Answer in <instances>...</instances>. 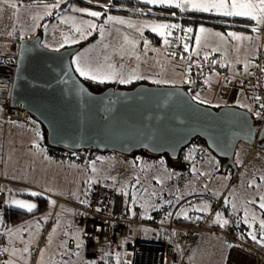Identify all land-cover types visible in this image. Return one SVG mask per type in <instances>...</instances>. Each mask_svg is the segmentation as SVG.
Instances as JSON below:
<instances>
[{"label":"rangeland","instance_id":"1","mask_svg":"<svg viewBox=\"0 0 264 264\" xmlns=\"http://www.w3.org/2000/svg\"><path fill=\"white\" fill-rule=\"evenodd\" d=\"M17 1L21 2V0ZM53 4L55 3H49V5ZM77 5L100 12L92 7ZM72 6L63 11L59 17L77 8ZM98 17H96L95 29L98 26ZM70 27H74L73 30ZM201 28L205 31L201 32ZM239 29L232 26L223 29L227 31H220L204 25L197 30L193 29L196 30L195 48L203 51L204 54H210L222 46L220 51L225 64H228L227 61L241 59L243 53L254 54L257 48L262 46L264 33ZM0 33L2 34H0V59L9 63L18 53L20 45L17 43L18 37L23 38L26 34L19 27L15 31L1 29ZM55 33L58 37L57 41L64 42L75 37L79 29H76L70 19L63 18L58 21V30ZM232 33L235 35H230ZM171 44L170 47L174 46L173 43ZM171 52L175 55L169 54L173 66L152 76V81L156 84L184 82L187 73L184 74L177 69L183 60L185 62L187 60L177 57L172 49ZM161 55L159 52V56ZM195 56L191 53V58ZM164 68H167V64ZM10 95L11 87L9 89L0 86V106ZM198 98L214 106L235 102L253 110L251 101L243 95L235 99L204 95H199ZM37 123L33 125L31 121L28 124L24 121L11 122L3 137L4 155L2 157L1 154L0 162L2 174L6 179L3 185L5 203L9 207L26 211L29 210L14 205L12 201H24L36 205L29 211L33 214L28 219L15 226L6 227L10 242L9 264H32L35 261L33 241L40 239L47 230L48 245L41 252L37 264H66L70 260L71 264H89L84 254L83 228L73 225V208L70 202L84 196L89 184L97 179L110 180L124 194L131 218L143 220L153 217V212L158 208L164 206L169 208L167 220L159 223L168 225V237L175 242L177 260L173 264H236L248 253L259 256L255 258V262L256 260L264 262V225L261 223L264 221V208L260 207L261 203H264V145L239 143L235 156L236 162L240 164L238 172L234 169L222 170L219 158L213 155L199 164L187 165L184 168L168 164L167 159L162 156L148 158L139 154L138 159H127L114 151L87 154L82 161H61L52 157L40 142L41 125ZM38 196L49 199L48 206L42 211L38 210L40 207L36 198ZM60 198L64 201L60 202ZM178 219L183 221H177ZM225 220L226 224L223 223ZM166 224L163 225V229L161 226H154L161 229V237ZM183 226L195 228L192 239L185 243L178 235L179 228L183 229ZM133 229L134 224L131 225V233ZM152 230L156 229L152 228ZM63 233L73 235L77 240L75 255L60 254L64 251H60L57 241ZM252 235L256 236V240L252 239ZM81 256L84 260L79 262ZM163 256V252L158 247L146 246L137 261L155 263L162 261ZM112 259L115 260V264H131L126 256L118 255L105 259V263L112 264Z\"/></svg>","mask_w":264,"mask_h":264},{"label":"water","instance_id":"2","mask_svg":"<svg viewBox=\"0 0 264 264\" xmlns=\"http://www.w3.org/2000/svg\"><path fill=\"white\" fill-rule=\"evenodd\" d=\"M81 48L80 43L50 48L37 33L21 39L11 67H0L13 79L11 104L45 126L50 145L126 155L166 154L176 163L181 149L200 136L224 159L223 169L231 165L235 172L240 142L264 145V123L260 125L251 109L202 103L184 84L144 81L91 89L73 64Z\"/></svg>","mask_w":264,"mask_h":264},{"label":"crops","instance_id":"3","mask_svg":"<svg viewBox=\"0 0 264 264\" xmlns=\"http://www.w3.org/2000/svg\"><path fill=\"white\" fill-rule=\"evenodd\" d=\"M144 1L148 2V0ZM195 2L202 3L206 2V0H195ZM177 3L183 5L184 0H155V2L150 4H166L176 6ZM0 4H2L0 6V30L4 29L6 31H15L19 27L26 34L23 36V38L26 36H35L38 33L41 21L46 16V14L53 9V7H51L52 5H49L48 3H37L26 6L22 2L17 0H8L7 3H5L4 0H0ZM12 4H15L16 7L13 8ZM74 6H77V8H74ZM72 7L74 8V10L71 9L70 11L63 13L60 17L51 22V24L47 27L43 34V43L45 45L47 44L46 46L50 45L54 46V49H60L65 46L77 44L95 29L97 25L96 17L90 15V12L94 10L85 7H79L77 4L73 5ZM180 8L184 10L200 11L191 7L190 4L182 6ZM81 9L87 11H81ZM73 11L75 13H73ZM207 13L224 15L223 11H210ZM109 17H112L113 19H109ZM239 17L256 20L258 22L257 27L247 24L252 28L246 27L240 28L239 30L250 29L252 31L257 30L258 33H264V21L260 19H253L249 16ZM63 18L70 19L72 22H74L76 29H79V33L72 39L66 40L64 42H59L57 41L58 37L55 32L58 30V21L62 20ZM161 25H168L169 27L162 28ZM172 26L173 25L168 19H159L144 16L137 17L120 13H112L108 16L107 20L102 25L99 37L86 46L82 47L77 53H75V55L73 56L74 67L80 75V68H84L85 71L88 72V75L81 76L89 78L96 76V80L100 81L121 83V80H127L129 82L123 84H131L138 78H148L152 80L153 75H157L161 70H168L173 66L172 60L169 58V54H173L170 47V45H172L171 43H173L174 38ZM70 28H72L73 30L74 27ZM153 29L156 30L154 31ZM196 30L192 32L193 34H191V38L187 44V50L190 53L196 55L195 57L198 60H214L224 63L223 60L225 59H223L222 52L220 51L223 48L222 46H219L218 50L212 51L210 54H204L202 53L203 51L197 50L195 48L194 35L196 33ZM218 30L227 31L222 29ZM161 32H164L165 35L161 36ZM21 38L18 37L17 43L20 44ZM165 40H167L168 43L164 44ZM258 50L259 48H257V51L254 52V54L243 53V57L241 56V59L235 60L233 62L227 61V65L233 70L247 68L248 66H250L254 57L258 53ZM159 52L162 54L161 56H159ZM183 59H186L187 62H185ZM183 59V63L177 70H180L185 74L189 64L191 63V59L189 57H184ZM161 61H166L167 63H160ZM166 64L167 68H164ZM207 80V87L204 91L205 96L229 99H235L236 97L242 95L244 96L243 87L239 84H236L233 80H225L219 74L215 73L208 77ZM223 88H227L225 90V95H218V91L223 90ZM2 152L3 157L4 147ZM0 174H2L1 162ZM85 195L81 196L79 200L76 199L70 202V205L73 208L72 219L74 218V215L76 213L74 204L83 201L85 199ZM59 201L62 202L64 200L60 198ZM55 213L56 210L53 213V217L55 216ZM73 225L75 224L73 223ZM48 228H50V226ZM71 237L74 236L65 235L63 233L62 236H59L57 243L59 242L58 244L61 243L60 245L69 247L68 240ZM60 239H62V241H60ZM76 244L73 248H76ZM69 248L73 249L71 247ZM72 254L74 255L73 252ZM257 257H259L257 254L248 253L244 255V258L242 260L239 259L236 264H264V262H260L257 260L255 262V258ZM83 258L84 257L81 256L79 260L83 261Z\"/></svg>","mask_w":264,"mask_h":264},{"label":"built area","instance_id":"4","mask_svg":"<svg viewBox=\"0 0 264 264\" xmlns=\"http://www.w3.org/2000/svg\"><path fill=\"white\" fill-rule=\"evenodd\" d=\"M188 32V26L184 23L177 25L172 51L181 58L189 57L191 59L186 75L190 84V92L193 95L202 94L207 87L206 80L214 73L219 74L225 80H233L243 87L244 96L251 101L254 114L260 120L262 126L264 123V37L262 38V46L250 66L233 70L227 64L219 61L191 58V53L185 47ZM226 89L223 88V90L218 91V95L224 96ZM17 121H24L28 124L31 121V115L27 110L12 105L9 97L0 106V156L3 154L5 131L11 122ZM5 182V176L0 174V264H9L8 248L10 242L4 215L6 203L3 185ZM74 206L76 213L73 223L83 228L84 254L89 264H106L105 259L108 260L112 255L119 252V256H126L131 264H173L177 260L175 242L168 237V225L131 218L124 194L119 192L117 187L110 181L97 179L91 182L87 187L84 201L75 203ZM132 224H134V229L131 233ZM145 224L161 226L162 229L163 225L166 224L163 237L154 241L142 239L140 229ZM183 227V229L179 228V239H183V243L189 242L193 237L195 228L192 226ZM181 232L183 233L180 235ZM48 239L47 230L40 239L33 241L35 261L32 264H37L41 252L48 245ZM68 243L69 247L73 248L76 244L75 238L71 237ZM146 246L158 247L163 252V260L155 263H139L137 259Z\"/></svg>","mask_w":264,"mask_h":264},{"label":"trees","instance_id":"5","mask_svg":"<svg viewBox=\"0 0 264 264\" xmlns=\"http://www.w3.org/2000/svg\"><path fill=\"white\" fill-rule=\"evenodd\" d=\"M21 2L26 6L37 4V3H48V4L55 3L53 5H58L57 7H54L53 10H51L42 20L39 26V30H38V33H41V34L45 32V29L47 28V26L51 22L56 20L63 11L70 9L71 6L74 4H81L87 7L98 9L101 12L100 17L97 18L98 26L95 29V31L91 33L86 39L79 42L82 47L86 46L87 44L91 43L92 41L98 38L100 34L101 26L105 23V21L108 18V15L111 13H120V14L132 15V16H144V17H153V18H159V19H168L170 20V23L172 25L177 26L179 23H184L189 28L192 27L193 29H197L198 27L203 26V25L211 26L217 29H222V30L228 27H232V26L238 27V28H246V27H251V26L257 27L258 25V22L256 20L241 18L239 16H225V15H219V14H213V13H207V12L184 10V9H181L180 7H176L175 5H166V4L152 5L143 0H21ZM247 24H250L251 26H248ZM193 29L190 33L188 32L187 44L191 38V34H193L192 33ZM173 32L174 34L176 33V27H173ZM175 38H176V35H174L173 44L175 43ZM172 48L173 46L171 47V49ZM10 61L12 62L16 61V56L13 59H10ZM187 70H186V73H187ZM186 75L187 74H185L184 82L181 84H184L188 88H190V84L187 80ZM82 78L89 85V87L95 91H100L106 86H109L111 84H115L117 86H134L135 84L139 82H144V81L155 83L154 81L148 78H138L131 84L100 81V80H96V79L89 78V77H83V76ZM5 87L10 89V81H7V84L5 85ZM202 94H199V95H202ZM199 95H194V97L202 103L209 104L207 102L200 100L198 98ZM203 95L205 96V93ZM232 104H237V103H232ZM240 106L249 108L246 105H240ZM30 115H31V124L34 125L37 122L40 123L41 125L40 131L42 132V139L40 142L47 148L48 153L52 157L59 159L61 161H72V160L82 161V159H84L85 155L87 154L93 155L94 153L102 152V151L92 150V149H81V150L75 151V150H70L64 147H57V146L50 145L47 141V132H46L45 126L40 121H38L32 114ZM114 152H118V151H114ZM121 154L124 155L127 159H130V158L138 159L137 155L139 154L140 155L143 154L148 158H158L162 156L167 159V161L169 162L168 164L172 166H176L177 168L179 167L184 168V166L186 167L187 165L199 164L200 162L205 161L210 155H213L216 157V155L208 147L206 140L200 136L195 137L189 144H187L181 149L180 161L176 163L170 160L166 154L157 156V155L147 154L144 151H140L132 155H126L124 153H120V155ZM219 161L220 163H222L220 158H219ZM118 191L121 192L119 189ZM36 198L38 199L40 203V207L38 210L40 211L44 210L48 206L49 199L44 196H38ZM168 211H169V208L167 206L158 208L157 210L153 212L154 214L153 217H149V218L147 217L146 219L143 218V220L148 221V222H159V221L167 220ZM32 214H33L32 212L22 210L19 208L9 207L6 205V208L4 210V215L6 218V227L15 226L23 222L24 220L28 219ZM177 221H183V220L178 219ZM152 228L156 230H152ZM161 235H162L161 229H158L154 226H150L146 224L141 226L140 236L142 237V239H148V240L154 241V240H158L161 237ZM58 245H59L58 247L61 248L60 251L62 250L64 251L60 253L61 255L66 256L68 254H71L72 252L75 255V253L77 252L76 248H73L72 250H70L68 246H62L60 244ZM116 255L119 256V254H116ZM114 256L115 255H112L111 258H113ZM114 259H112L113 260L112 264H115ZM62 261H63V257L61 258V262ZM66 264H71V260L69 262L67 261Z\"/></svg>","mask_w":264,"mask_h":264},{"label":"snow or ice","instance_id":"6","mask_svg":"<svg viewBox=\"0 0 264 264\" xmlns=\"http://www.w3.org/2000/svg\"><path fill=\"white\" fill-rule=\"evenodd\" d=\"M5 3L8 2V0H4ZM149 3L155 2V0H148ZM190 4L191 7L198 9L200 11L204 12H210V11H223L224 15L227 16H249L253 19H260L264 21V0H206V2L202 3H196L195 0H184V4L177 3L176 7H182ZM58 5H52L51 7H57ZM12 7L15 8L16 5L12 4ZM81 11H87L84 9H81ZM90 15L93 17L100 16L101 13L97 11H91ZM109 19H113L112 17H109ZM94 27V25H93ZM162 28L169 27L168 25H161ZM172 27H177L176 25H173ZM154 31L156 29H153ZM189 32L192 31L191 28L188 29ZM201 32H204L205 30L203 28L200 29ZM161 36L165 35L164 32L160 33ZM230 35H235L234 33ZM165 43H168L167 40H165ZM187 48V45H185ZM79 67V64H78ZM81 75H88V72L85 71L84 68H80ZM93 79H96V76L92 77ZM121 83H127L129 81L127 80H121ZM207 82V81H206ZM157 83H160V81H157ZM259 115V113H257ZM33 195H36V193H33ZM12 203L18 207L26 208L27 210L31 211L33 208L36 207L35 204H28L24 201H12ZM54 203V201H53ZM261 208H264V203H261ZM219 215V214H218ZM223 223H227V221H223ZM262 225H264V221H261ZM251 235V234H250ZM252 239L256 240V236L252 235Z\"/></svg>","mask_w":264,"mask_h":264},{"label":"flooded vegetation","instance_id":"7","mask_svg":"<svg viewBox=\"0 0 264 264\" xmlns=\"http://www.w3.org/2000/svg\"><path fill=\"white\" fill-rule=\"evenodd\" d=\"M1 56V55H0ZM1 58V57H0ZM13 62L12 61H10L9 63H8V61L7 60H1L0 59V67L1 66H7V67H11V64H12ZM0 74H3V76H0V85H2V86H5L6 84H7V81H10V87H12V77L9 79L8 77H6V76H4L5 74H6V71H2V70H0ZM6 81V82H5ZM262 142H264V139L261 141V143ZM215 154V153H214ZM216 155V154H215ZM216 157L218 158L219 156H217L216 155ZM220 159H221V161H222V163H221V168H222V170H223V162H224V159L223 158H221V157H219ZM229 170H233V167L231 166V165H229L228 166V168H227V170L226 171H229Z\"/></svg>","mask_w":264,"mask_h":264},{"label":"clouds","instance_id":"8","mask_svg":"<svg viewBox=\"0 0 264 264\" xmlns=\"http://www.w3.org/2000/svg\"><path fill=\"white\" fill-rule=\"evenodd\" d=\"M189 89V88H188ZM190 91V90H189ZM194 96V95H193Z\"/></svg>","mask_w":264,"mask_h":264}]
</instances>
